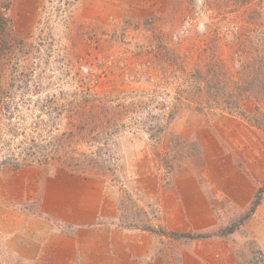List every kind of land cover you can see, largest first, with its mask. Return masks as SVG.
I'll list each match as a JSON object with an SVG mask.
<instances>
[{
	"label": "rangeland",
	"instance_id": "obj_1",
	"mask_svg": "<svg viewBox=\"0 0 264 264\" xmlns=\"http://www.w3.org/2000/svg\"><path fill=\"white\" fill-rule=\"evenodd\" d=\"M9 17L0 50L3 167L19 159L99 180L120 227L160 231L170 219V231L210 234L170 237V264H195V243L209 239L230 244L237 264L264 260V192L247 217L264 186V114L247 115L256 105L264 112V95L235 96L231 61L260 67L264 0H12ZM82 91L108 100L106 116L80 120L69 104ZM32 136L94 161H37L39 146L37 159L27 157L31 142L21 141ZM185 177L198 180L210 216L197 215L202 200L191 190L180 194Z\"/></svg>",
	"mask_w": 264,
	"mask_h": 264
},
{
	"label": "crops",
	"instance_id": "obj_2",
	"mask_svg": "<svg viewBox=\"0 0 264 264\" xmlns=\"http://www.w3.org/2000/svg\"><path fill=\"white\" fill-rule=\"evenodd\" d=\"M185 178L180 194L191 190L202 200L197 215L210 216L206 196L196 192L198 180ZM107 190L99 180L66 168L3 167L0 264H170V237L118 226L112 215L115 202ZM164 227L170 231V219ZM195 246V264L210 255L218 257L219 264L238 263L225 240H199Z\"/></svg>",
	"mask_w": 264,
	"mask_h": 264
},
{
	"label": "trees",
	"instance_id": "obj_3",
	"mask_svg": "<svg viewBox=\"0 0 264 264\" xmlns=\"http://www.w3.org/2000/svg\"><path fill=\"white\" fill-rule=\"evenodd\" d=\"M2 4L3 9H0V38L2 37L1 41L2 43L0 44V50H3L4 47H7V43L6 40H3V36H5L6 34V24L7 21L10 20L9 17V9H10V5L12 0H1L0 1ZM4 34V35H1ZM4 41V42H3ZM3 46V47H2ZM1 52V51H0ZM232 61V65H233V71L235 70L234 73L237 74L238 79L236 80L233 77V89L235 91V96L240 98L243 95H254L256 100L258 98V101H261L260 99L263 97L264 95V78L260 77L259 71H262L264 73V59L263 61L258 59L257 62H261L260 67H256L255 66V59H250L248 62V65H246L243 62V59L240 58V56L236 59V58H231ZM263 67V68H261ZM261 69V70H259ZM232 71V73H233ZM220 85L223 86V88L227 91V86L223 85L224 83H220ZM218 84V87L220 86ZM81 99H77L76 102L72 101L69 104V107L71 108V110L74 111V113L78 112L79 116H80V120H84V118H87L89 115H93V116H103L107 114L108 110H109V105L107 103L108 100L104 99L103 96H96L93 95L92 97H88L85 95V92H81L80 95ZM235 101L233 103V107H235ZM241 106H239L236 111L240 114H242L243 116H246L247 113L240 109ZM98 112V113H97ZM236 112V114H238ZM263 115L264 112L261 110L259 105H256L254 113H251V115H247L251 120H254L256 118V115ZM259 126V124L257 125ZM260 127V126H259ZM41 136H43L44 134H40ZM49 137H43L40 138V140L46 139ZM30 139V141H29ZM29 139H27V141L23 140L22 142H31L28 147L23 148L25 151V155L27 157H32V158H36V154L34 153L35 151L37 152H41L42 156L40 157L39 160L37 161H94L92 158H88L89 155H84V158H80L79 156H76L74 154V151L76 150L72 144H62L61 142H58L57 144H51L52 147L48 148V144L47 145H42L41 143H39L37 141L36 137H30ZM35 146H39L38 149H36L34 151V147ZM76 152V151H75ZM14 161H17L15 164H13V169H17L23 165H28L31 164L33 162H28V163H19L18 161H20L19 159H14ZM28 161H34L33 160H28ZM5 164H10V159L5 158L4 160L1 161L0 163V171L2 169V167ZM71 164V163H69ZM76 165L79 166V163H75ZM262 192H264V186L260 187L255 195V200L252 201V206H250L249 208V214L247 215L250 216L251 213L254 212V210L256 209L255 206L260 204V199H261V195ZM144 229H147L149 231H153L155 233L161 232V234L174 238V239H180V238H184V237H189V238H194V239H201V238H206V237H210L209 233H189V232H177V231H168L162 228H159L160 231L156 230L154 227L152 226H146ZM258 253V252H257ZM256 253V254H257ZM246 264H264V260L262 261V259H260V257H258L256 255V257L254 256L253 259L251 261H247Z\"/></svg>",
	"mask_w": 264,
	"mask_h": 264
}]
</instances>
